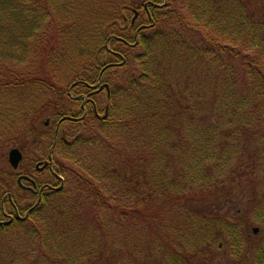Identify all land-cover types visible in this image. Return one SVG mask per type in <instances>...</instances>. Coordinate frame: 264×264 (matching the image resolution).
Segmentation results:
<instances>
[{
    "label": "trees",
    "instance_id": "1",
    "mask_svg": "<svg viewBox=\"0 0 264 264\" xmlns=\"http://www.w3.org/2000/svg\"><path fill=\"white\" fill-rule=\"evenodd\" d=\"M12 148L25 158L0 162V215L29 216L0 227V264H141L153 239L170 264L205 263L239 257L253 225L264 264V0H0V155ZM245 185L262 197L242 224L221 211Z\"/></svg>",
    "mask_w": 264,
    "mask_h": 264
},
{
    "label": "rangeland",
    "instance_id": "2",
    "mask_svg": "<svg viewBox=\"0 0 264 264\" xmlns=\"http://www.w3.org/2000/svg\"><path fill=\"white\" fill-rule=\"evenodd\" d=\"M122 83V82H121ZM106 93H102V101L105 97ZM9 150L5 152V154L0 155V162L1 164L4 165H9L8 161V155H9ZM35 152V151H34ZM24 162V161H23ZM25 165V164H24ZM23 165V167H24ZM33 166L35 167V163H33ZM35 170V168H34ZM239 186V185H237ZM236 186V187H237ZM258 187L254 185H245L242 187H239L235 194H240L241 196L238 198L240 201H236L234 198L231 202L225 203V208L222 209V213H225L227 215V218L231 220H236L237 222L239 221L240 223H246L244 219L248 216V220L252 217L251 214V205L255 204L257 201L259 202V197H262V194L257 191ZM208 203V202H207ZM205 203V205L207 204ZM231 210V211H229ZM235 213V215H234ZM238 222V223H239ZM248 225V223H247ZM246 225H242L241 227L244 228ZM253 229H259L257 225L251 226L248 230L245 229V231H249V237L252 239L251 241L248 242L247 245H245L243 249V253L239 256L236 257L232 251L229 248H224V249H214L212 251V255L210 256V259L208 262H203V260H195L194 264H253V250L256 247H258V244L260 243V240L255 239V237L258 235L253 234ZM0 236H5V235H0ZM0 241H5V244H0L3 248L6 245L12 244L11 240H2L0 237ZM153 248L156 250V253L153 257H151V253L148 256H145L144 253L140 254L138 258L139 262L141 264H170L167 261V258L163 256L161 253H165L166 249L163 247L162 243L155 242L154 239L152 241ZM161 247V249H159ZM251 249V250H250ZM1 250H3L1 248ZM6 252V248H4ZM167 252V251H166ZM170 251L168 250V254ZM30 255V256H29ZM127 257V256H126ZM123 258L122 264H135V260L131 258ZM239 258V259H238ZM14 260H17L18 263L20 264H54L53 260L51 259H46L44 256L38 255V252H33L29 253L28 256H13ZM71 260V259H70ZM205 261V259H204ZM57 262L63 264L65 262L63 259H58ZM81 264H92V262L88 259L85 258ZM95 264V263H93Z\"/></svg>",
    "mask_w": 264,
    "mask_h": 264
},
{
    "label": "flooded vegetation",
    "instance_id": "3",
    "mask_svg": "<svg viewBox=\"0 0 264 264\" xmlns=\"http://www.w3.org/2000/svg\"><path fill=\"white\" fill-rule=\"evenodd\" d=\"M73 120L74 121H78L77 119H73ZM45 170H47V168L46 169H42V170L39 169V171H41V172H38V173H43ZM21 176H22L23 179H22L21 182H18V188L21 190V193L22 194H26V193L36 194L37 186L34 185V181H31L32 179L31 180L30 179L29 180L25 179V178H30L29 176H27L25 174H22ZM50 190H53V191L55 190L56 191V190H59V189H57L56 187L53 186ZM8 197H10V195H8ZM23 198H27V197H23ZM6 204L7 203H5L4 200L1 203V205L4 208H6ZM25 205L26 206L29 205L28 200L25 202ZM28 216H29V212L26 211V209H21V211L16 209L14 212H10L9 214L4 212L3 216L0 215V227L11 226L14 221H25L28 218ZM257 234H260V231Z\"/></svg>",
    "mask_w": 264,
    "mask_h": 264
},
{
    "label": "water",
    "instance_id": "4",
    "mask_svg": "<svg viewBox=\"0 0 264 264\" xmlns=\"http://www.w3.org/2000/svg\"><path fill=\"white\" fill-rule=\"evenodd\" d=\"M138 16V13L136 14V17ZM23 160V154L22 152L17 149V148H14L12 149L10 152H9V163L10 165L12 166L13 169L17 170L20 163L22 162ZM47 163L45 164V166L43 168L40 169V167L38 166L37 169H45L47 167ZM254 233L257 234L258 233V229H255L254 230Z\"/></svg>",
    "mask_w": 264,
    "mask_h": 264
}]
</instances>
